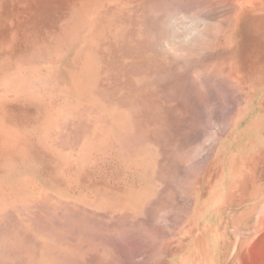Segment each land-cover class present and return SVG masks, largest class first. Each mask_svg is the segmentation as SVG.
Instances as JSON below:
<instances>
[{
  "label": "rangeland",
  "instance_id": "374dc122",
  "mask_svg": "<svg viewBox=\"0 0 264 264\" xmlns=\"http://www.w3.org/2000/svg\"><path fill=\"white\" fill-rule=\"evenodd\" d=\"M12 11L45 39L47 67L78 68L85 95L123 97L142 114L140 192L108 234L120 256L86 248L70 260L262 264L264 2L0 0V17Z\"/></svg>",
  "mask_w": 264,
  "mask_h": 264
},
{
  "label": "crops",
  "instance_id": "0c3cea01",
  "mask_svg": "<svg viewBox=\"0 0 264 264\" xmlns=\"http://www.w3.org/2000/svg\"><path fill=\"white\" fill-rule=\"evenodd\" d=\"M13 14L0 17V264H76L86 248L119 257L108 234L140 192L142 114L85 95L78 68H48L45 39ZM145 137L156 163V115Z\"/></svg>",
  "mask_w": 264,
  "mask_h": 264
},
{
  "label": "bare ground",
  "instance_id": "6f19581e",
  "mask_svg": "<svg viewBox=\"0 0 264 264\" xmlns=\"http://www.w3.org/2000/svg\"><path fill=\"white\" fill-rule=\"evenodd\" d=\"M245 2H250V3H256V4H259V3H263L264 2V0H245ZM174 19V18H173ZM174 20H176V19H174ZM173 24H174V22H173ZM181 25V24H180ZM184 28V27H183ZM103 31V30H102ZM173 32V31H172ZM182 33V32H181ZM111 34V33H110ZM195 34V33H194ZM188 39V38H187ZM101 40V39H100ZM111 47H112V45H111ZM114 48V47H113ZM182 55V54H181ZM103 64H105V63H103ZM117 66V65H116ZM103 67V66H102ZM110 67V66H109ZM113 68V67H112ZM127 69V68H126ZM130 69V68H129ZM102 70V69H101ZM108 70V69H107ZM117 70V69H116ZM122 70V69H121ZM118 71V70H117ZM112 75V74H111ZM257 217H259V216H257ZM256 219V218H255ZM256 223V222H255ZM262 226V225H261ZM259 235H260V233H258ZM263 237V236H262ZM261 240H262V238H261ZM264 242V241H263ZM262 243V242H261ZM257 244V243H256ZM255 245V244H254ZM259 246V245H258ZM258 246H255V247H258ZM262 246V245H261ZM264 247V246H263ZM248 249V248H247ZM258 249H260V248H258ZM257 249V250H258ZM253 250V249H252ZM259 251V250H258ZM248 252V251H247ZM253 255V254H252ZM255 256H257V255H255ZM254 256V257H255ZM263 257H264V255H263ZM257 258H259L258 256H257ZM251 259V258H250ZM254 259V258H253ZM260 259V258H259ZM262 260H264L263 258H262ZM253 261V260H252ZM258 261H261V260H258ZM250 262V261H249ZM262 262V261H261ZM253 263V262H252ZM256 263V262H255ZM264 262H262V264H263Z\"/></svg>",
  "mask_w": 264,
  "mask_h": 264
}]
</instances>
